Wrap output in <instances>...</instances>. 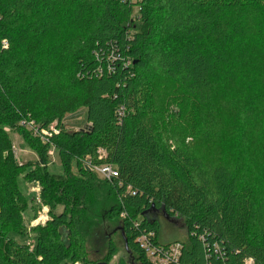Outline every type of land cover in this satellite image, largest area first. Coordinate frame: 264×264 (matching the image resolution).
<instances>
[{"label": "trees", "instance_id": "obj_1", "mask_svg": "<svg viewBox=\"0 0 264 264\" xmlns=\"http://www.w3.org/2000/svg\"><path fill=\"white\" fill-rule=\"evenodd\" d=\"M83 108L89 127L68 131L65 117ZM219 115V159L170 128L193 118L210 143L201 128ZM13 132L36 160L17 162ZM88 158L119 178L100 179ZM260 159L264 0H0V264H109L118 251L107 223L124 234L131 264H153L137 242L164 244L152 211L182 221L180 264H222L208 256L215 244L225 264H264V195L249 183ZM29 183L49 218L28 229ZM100 233L102 263L87 250Z\"/></svg>", "mask_w": 264, "mask_h": 264}, {"label": "rangeland", "instance_id": "obj_2", "mask_svg": "<svg viewBox=\"0 0 264 264\" xmlns=\"http://www.w3.org/2000/svg\"><path fill=\"white\" fill-rule=\"evenodd\" d=\"M177 111H173L175 114ZM220 116V115H219ZM195 119H182L180 122L178 120H173V124H170L171 130L175 133L176 137L182 138L185 144L190 145L192 148L196 149L202 154H205L208 157L219 159L223 156V148H224V140L226 137H218L221 131V135L223 132L227 131V127H225L224 116L223 118L220 116L217 118L215 125L204 126L201 128V133H211L210 143L204 141L201 134L199 133L200 128H198V123L194 121ZM65 128L68 131H81L86 130L89 127L87 122V111L83 108L78 110L77 112L67 115L64 119ZM176 133L178 135H176ZM197 135L194 138L193 135ZM213 134L217 136H213ZM11 138L13 141V151L15 158L18 163H27L37 159L36 153L32 151L27 144L24 142L21 135L18 133H12ZM193 138V139H192ZM99 154V153H98ZM50 157V166L49 170L54 173L60 175L62 173V164L57 156V152L52 150L49 154ZM259 166L264 168V159L259 161ZM260 167L255 169L253 176L250 178L249 183L251 187H253L256 195L261 198L264 195V173L260 172ZM23 190L27 194L29 211H27L25 215V223L26 227L31 228L32 226H36L33 222V213L37 212L39 219H41L38 223L44 224L47 221V207L43 205L40 199V186L38 184H23ZM34 208V210H33ZM34 211V212H33ZM149 220H158L159 221V240L163 242H186L187 241V233L185 227L180 219L175 218H163L164 214L159 211H152L147 214ZM37 222V221H36ZM38 224V225H39ZM109 228L107 230L108 236L111 235V240L115 243L117 248V255L112 259L109 264H131L129 254L127 252V242L124 241L120 230L116 228L115 224H106ZM105 225V226H106ZM104 226V227H105ZM103 229V228H100ZM105 233V232H104ZM104 233H100L101 236L98 235H90L87 239V250L89 253V260L95 262H104L105 256L108 251V236H102ZM105 235V234H104ZM12 238L16 239L17 242L21 244H26L29 240L22 236L12 235Z\"/></svg>", "mask_w": 264, "mask_h": 264}, {"label": "built area", "instance_id": "obj_3", "mask_svg": "<svg viewBox=\"0 0 264 264\" xmlns=\"http://www.w3.org/2000/svg\"><path fill=\"white\" fill-rule=\"evenodd\" d=\"M6 47L7 42H4ZM124 114V108L120 109L118 115L121 117ZM52 131L56 134L59 133L55 127H52ZM45 137L51 136V133L47 131H42ZM98 159L102 160L106 157L104 151H99ZM84 167L88 169L90 172L95 173L100 179L106 181H112L114 179L119 178V174L117 169L108 164H95L91 158H88L84 162ZM137 226V225H136ZM139 245L144 249L146 252L147 257L153 264H180L181 258L183 254L184 246L181 242L176 241L169 244L163 245H152L146 236H141L137 239ZM209 252V257L212 256L216 258V260L225 264L226 256L225 251L220 247L218 244H215L211 251ZM211 252V253H210ZM242 264H255V261L252 258H247L243 261Z\"/></svg>", "mask_w": 264, "mask_h": 264}, {"label": "crops", "instance_id": "obj_4", "mask_svg": "<svg viewBox=\"0 0 264 264\" xmlns=\"http://www.w3.org/2000/svg\"><path fill=\"white\" fill-rule=\"evenodd\" d=\"M47 210V215H46V219L48 220V209H46ZM41 219H39V217H38V219L37 218H35V219H33V222H34V224H36V225H38L39 223V221H40ZM37 221V222H36ZM162 243H164V244H169V243H172V242H163V241H161Z\"/></svg>", "mask_w": 264, "mask_h": 264}, {"label": "water", "instance_id": "obj_5", "mask_svg": "<svg viewBox=\"0 0 264 264\" xmlns=\"http://www.w3.org/2000/svg\"><path fill=\"white\" fill-rule=\"evenodd\" d=\"M124 235V234H123ZM102 264H105V263H102Z\"/></svg>", "mask_w": 264, "mask_h": 264}, {"label": "bare ground", "instance_id": "obj_6", "mask_svg": "<svg viewBox=\"0 0 264 264\" xmlns=\"http://www.w3.org/2000/svg\"><path fill=\"white\" fill-rule=\"evenodd\" d=\"M167 219V218H166Z\"/></svg>", "mask_w": 264, "mask_h": 264}]
</instances>
